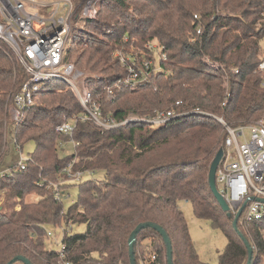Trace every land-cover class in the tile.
Listing matches in <instances>:
<instances>
[{
    "label": "trees",
    "instance_id": "1",
    "mask_svg": "<svg viewBox=\"0 0 264 264\" xmlns=\"http://www.w3.org/2000/svg\"><path fill=\"white\" fill-rule=\"evenodd\" d=\"M99 3L105 11L100 10L95 20L82 18L88 34L72 30L66 55L67 61L88 72L86 85L95 98L127 76L114 54L130 40L143 49L157 42L163 56L160 65L153 66L149 83L137 90H116L114 102L103 97L105 115L120 121L134 118L128 125L105 131L93 122L80 121L72 138L79 145L64 157L65 148L58 152V144L71 138L56 128L65 117L83 112L79 100L66 85L52 84L39 94L37 105L24 113L20 124L13 122L11 100L28 75L10 47L0 42V170L14 139L23 149L26 143L37 144L31 154L34 163L27 170L12 165L11 176H0V192L8 191L9 197L21 202L19 211L0 208V264L21 256L32 264H55L59 254L46 245L47 228L63 222L86 225L85 233L64 237L66 259L72 264H131L129 238L144 223L166 230L173 264H206L191 242L182 201L193 206L197 218L226 234L228 244L219 264H247L249 252L234 229L235 216L220 207L209 173L226 137L218 118L233 127L264 119V71L259 69L264 59V0ZM79 18L76 13L74 22ZM172 109L185 115L157 128L139 121L155 111ZM70 164L74 172L103 171L105 176L80 182L79 200L65 213L64 202L46 187L56 183ZM30 194L39 200L26 202ZM243 225L239 221L240 232L254 248L252 264H259L264 261V224H247L250 233ZM141 237H147L153 249L147 264H167L160 234L143 230L137 244ZM136 260L141 264L137 250Z\"/></svg>",
    "mask_w": 264,
    "mask_h": 264
},
{
    "label": "built area",
    "instance_id": "2",
    "mask_svg": "<svg viewBox=\"0 0 264 264\" xmlns=\"http://www.w3.org/2000/svg\"><path fill=\"white\" fill-rule=\"evenodd\" d=\"M97 2L98 0L85 1L83 17L91 19L96 17L97 10L94 6ZM28 5L41 10L50 8L52 11L48 15L30 13L27 9ZM76 13L77 9L72 0L52 2L0 0V42L10 47L28 75L19 92L13 96L10 118L16 124H20L24 119V113L37 105L41 92L50 90V85L54 83L64 84L75 93L83 112L71 118L65 117L56 131L70 137L69 143H72L74 148L79 145L72 138L80 121L93 122L105 131L128 125L134 118L128 117L120 121L111 114L105 115L103 97H106L108 102H114L116 90L126 88L134 91L149 83L151 70L154 65L156 66L153 55L155 46H147L146 55L143 56L118 50L115 57L128 74L113 86L107 87L99 98H95L90 89L83 88L86 83V73L78 69L73 62L66 60L67 45L71 39ZM201 31L199 28L197 34L200 35ZM259 69L264 71V59ZM177 105H180V102H177ZM184 115L177 113L175 109L155 111L154 114L142 117L139 121L157 128L173 118ZM218 121L223 125L226 137L224 155L216 175L217 187L228 202L232 215L235 216L249 198L264 199V123L233 127L223 118H218ZM69 143L61 141L59 148L62 150ZM13 144L20 155V160L13 164V169L25 171L34 160L31 156L28 158L23 156L24 149L16 139L13 140ZM64 151L68 154L66 149ZM11 171L12 169H6L0 173V176H11ZM87 173L92 172H74L73 165L70 164L63 170L56 183L49 182L45 187L53 189L57 200L63 201L67 192L63 189L64 186L81 182ZM40 186L44 185L40 184ZM242 217L243 224L246 225L262 221L264 203L250 201ZM50 236L52 234L47 233V237ZM58 254L59 258L55 264H72L66 259L64 239Z\"/></svg>",
    "mask_w": 264,
    "mask_h": 264
},
{
    "label": "rangeland",
    "instance_id": "3",
    "mask_svg": "<svg viewBox=\"0 0 264 264\" xmlns=\"http://www.w3.org/2000/svg\"><path fill=\"white\" fill-rule=\"evenodd\" d=\"M43 1L52 2L55 0H43ZM85 1L86 0H75V1H73L75 6H76V9H77V15L81 17V18H79V20H80L79 22L73 23V32L75 30L80 29L81 32H83L87 35L88 31H86L84 23L81 21L82 18H85L82 15L83 9L85 6ZM99 1L100 0H98L97 4L94 6V8L97 10V14H95L96 17H94L92 19L87 17L88 19L95 20L98 16L100 10L102 12L105 11L106 6L101 5L99 3ZM130 1H134V0H130ZM27 9L30 13H40L43 15H48L52 11V9H50V8H45V9L41 10V9H35L29 5L27 6ZM90 35L95 36L92 34H90ZM126 42H128L127 39H126ZM136 44H138L137 41L135 39H132L129 41V45L123 51L122 50H119V51L125 52L127 54H134L136 56L137 55L143 56L144 54L146 55V47L147 46H153V47L155 46V48H153L154 49L153 55H154V59H155V64H156V67H158L160 65V61H161L162 57L160 54V49L158 48V46H160V45L157 42H152V43L147 44V46H144L145 49H143L141 46H137ZM70 46H71V39H70V42H68L67 50L70 48ZM262 47L264 49V39L262 41ZM117 52H115L114 58H116L115 56H116ZM15 65L17 67V64H14V72L16 73ZM86 73H88V72L86 71ZM94 77L98 78L97 75H94L93 78ZM58 84L59 83H54L53 85L55 87ZM81 85H83V84H81ZM85 87H87L86 83H85V85H83V88H85ZM55 90L59 91V89H55ZM49 98L50 97H47L46 99H49ZM11 106H12V102H11ZM10 112H11V108H10ZM9 122H10V120H9ZM255 123H264V119L259 120V121H255ZM4 139L6 140V135L4 136ZM7 139L10 141V137L8 135H7ZM59 144H58V152H60L59 150H61L59 148L60 147ZM64 147L67 150L68 154L63 153L62 156L67 157L73 153L74 146L72 143H69V144L65 145ZM7 150H8V153H7ZM7 150H6L7 155L5 157V161H4L3 166L1 167L0 173L6 169H10V166H12L13 164H16L20 160V155L17 153L14 145H10L9 148L7 147ZM36 150H37L36 142L32 141V142L26 143L24 145L23 156L25 158H28L31 156V154H34L36 152ZM104 176H105V173L103 171L87 173L84 175L82 181H89V180H97L98 181V180L103 179ZM57 181H58V179H57ZM79 183L74 184L66 192L65 198L63 200L65 213H67L68 210L70 209V207H72L74 204H76L79 200V193H80ZM8 193H9L8 191L0 192V208L5 209V211H11L13 209L16 211H19L21 209L20 199H15V198L9 197ZM25 200H26V202H29V203L30 202L31 203L37 202L39 200V197L36 194H30L26 197ZM180 208H181L182 212L184 213V216H185V219L187 222V226H188V231H189L191 242L194 245L200 260L206 264H219V256H220V254H222L225 251L227 244H228V239H227L224 231L222 229L214 228L208 220L197 218L195 213H194V208L189 202L182 201L180 203ZM262 222L264 224V219L262 220ZM240 223L243 224V217H241ZM228 227H229V229H231L230 224L228 225ZM242 228L244 229L245 232L250 233L249 226L243 225ZM262 229H263L262 234L264 236V225H263ZM49 232L52 234V236L46 238V245L50 249H53L54 251L59 252L62 248V241H63L65 235L68 234L69 236H72L75 234L85 233L86 232V225H84V224H69V225H67L66 223L63 222L60 225H57L54 227H48L47 233H49ZM249 237L251 238V236H249ZM151 242L153 243V241H151ZM149 244H150V240L147 237H141L138 240L136 250H137V256H138L141 264H142V262L147 264V261H149V259H150L151 251L153 249L149 248V246H150ZM153 255H154V253H153ZM91 264H99V263L93 262ZM259 264H264V261L259 263Z\"/></svg>",
    "mask_w": 264,
    "mask_h": 264
},
{
    "label": "water",
    "instance_id": "4",
    "mask_svg": "<svg viewBox=\"0 0 264 264\" xmlns=\"http://www.w3.org/2000/svg\"><path fill=\"white\" fill-rule=\"evenodd\" d=\"M224 155V148H221L218 153L216 154L211 167H210V173H209V184H210V188L212 193L214 194V197L216 198L217 202L219 203L220 207L222 208V210L227 213L230 217L232 216L231 213V208L228 204V202L226 201V199L224 198V196L219 192L218 187H217V179H216V175H217V171L220 165V162L223 158ZM250 201H259V202H263L264 203V199L261 198H256V197H252L249 198L239 209V211L237 212V214L234 217V222H233V226L234 229L240 234L241 238L243 239V241L245 242L246 248L249 252V259H248V263L247 264H252L253 263V258H254V248L251 246V244L248 242V240L244 237V235L240 232L239 230V221L243 215V212L245 210V208L247 207V204ZM148 228H151L155 231H157L160 236L163 239V242L166 246V259H167V264H173V245H172V241L169 237V235L167 234L166 230L162 227L159 226L157 224L154 223H144V224H140L136 227V229L132 232L130 238H129V255H130V263L131 264H137V260H136V245H137V237L138 235L143 231L146 230ZM17 262H21L23 264H32L30 260H28L25 257H17L15 259H13L9 264H15Z\"/></svg>",
    "mask_w": 264,
    "mask_h": 264
}]
</instances>
